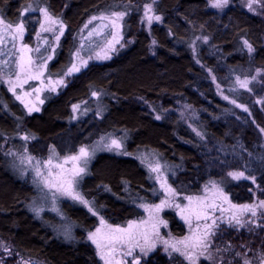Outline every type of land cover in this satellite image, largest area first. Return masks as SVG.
I'll list each match as a JSON object with an SVG mask.
<instances>
[{"label":"trees","instance_id":"obj_1","mask_svg":"<svg viewBox=\"0 0 264 264\" xmlns=\"http://www.w3.org/2000/svg\"><path fill=\"white\" fill-rule=\"evenodd\" d=\"M211 1L0 0V17L13 25L23 19L30 38L40 16L38 11L20 16L28 3L35 9L46 8L65 24V35L49 66L54 77L64 75L72 65L82 30L92 17L126 13L123 47L111 59L70 77L57 94L47 97L40 112L29 114L0 85V241L43 264H102L87 239L100 218L125 225L140 217L142 205L159 200L147 160L161 165L179 193L197 194L216 181L238 204L251 203L257 196L264 199L260 131L264 108L255 101L264 96V76L251 91L236 87L237 77L252 78L264 70V16L250 13L241 0H233L222 11ZM150 4L161 20L147 28L144 10ZM244 40L255 49L251 54L243 47ZM96 41L86 42L84 53L92 54ZM3 59L10 56L4 53ZM10 67L2 74L9 75ZM215 82L249 112L225 99ZM78 104L83 107L75 119L73 105ZM183 107L194 113L191 122L183 116ZM25 135L34 139L25 141ZM104 135L124 137L121 152L129 154L102 150L90 160L78 187L96 214L81 203L62 201V218L50 212L36 215L34 205L41 196L17 168L15 154L28 151L46 158L54 149L56 156H67ZM233 171L254 176L257 186L250 180H233L228 176ZM164 216L174 235L185 234L175 212L166 211ZM66 228L73 239H65ZM224 237L236 245L245 239L235 231ZM246 241L257 244L264 238L250 236ZM144 264L173 263L155 254Z\"/></svg>","mask_w":264,"mask_h":264},{"label":"rangeland","instance_id":"obj_2","mask_svg":"<svg viewBox=\"0 0 264 264\" xmlns=\"http://www.w3.org/2000/svg\"><path fill=\"white\" fill-rule=\"evenodd\" d=\"M232 1L233 0H229L228 5L226 7H224L223 9H218L215 7L214 8L222 11V10L226 9L232 3ZM212 3H213V0L211 1V4ZM240 3L249 11V9L247 8L248 0H241ZM261 4H263V0H261ZM261 4H253L255 11L254 12L249 11V12L252 14H258L259 16H264V7H261ZM150 5L152 6V13H150V14L151 15H157L153 10V5L152 4H150ZM144 12H145V10H144ZM38 13L40 16L39 25L37 27L36 33L34 34V36L32 38H30V36H29V30H28L26 22L24 21L25 22V29H26V31L24 33V38H23V40L17 39L15 41V45H16L15 49H13V47H12V41H11L10 37H5V43L0 44V50H3V53H8V50H12L13 53H17V50L20 49L22 45H27L29 48H32V49L40 48L39 53H37L35 51H33L31 53H26V55H31L32 59L35 61V64L33 65L34 71L36 70V64L43 63V61L38 59V57L41 54L44 57H47L49 55L52 56V59L47 61L46 68L44 69V76L41 77V79L43 80V85L41 84L40 80H29L28 83L23 85V88L17 87L15 94H13V92L10 91L14 96L23 95L24 93H31V95L25 97V101L29 104V106L35 105V107L39 108V111H33L29 114H35V113L40 112L41 109L43 108L45 102H46L47 97L51 94H57L62 87L67 85L70 77L82 72L83 70L88 68L93 63L104 62V61L109 60V59H97L96 55H97V53H100V55L104 54L106 41L112 39V36L110 33L117 32V31L119 33V43L115 44L116 50L108 52V55H110L111 58L118 52V50L121 48V45L124 44V18H125V16L121 21H119V25H120L119 29L108 28L103 33H101V35H99V36L93 35L91 38L88 37V33L90 31H92V29L95 28L97 25H99L100 21L95 20V21H92L91 24H89V22H88L87 23L88 27L87 28L84 27V29L82 30V33L80 35V43H79V46L77 48V50L80 51V57L84 60H87V62H88L87 66L81 68V70L79 72L73 73L71 76L62 75V76L54 77V76L50 75V73H49V66H50V63L52 62V60L54 59V57L56 55L55 52L60 45L61 39L65 35L66 26L62 21H60L59 19H57L56 17H54L52 14H50L48 12L53 18L62 22L63 34L62 35L60 34L61 24H59V23L56 25H53V31L44 32L41 30V24H44L45 27H48L49 25L45 19L44 14L40 11H38ZM29 14L30 13H26L24 18H27ZM102 15L107 16L110 14H102ZM99 16H101V15H99ZM99 16H96V17H99ZM4 22L8 23L5 20H4ZM156 22H158V21L153 20L152 23L149 24L147 22V20L145 18H143V24L147 28H150L151 25H153ZM105 23H107V21H105ZM37 33H39V36L37 35ZM3 34H4L3 33V25H0V35H3ZM57 36L59 37V40L56 39ZM97 39H100V41L97 42L96 41ZM94 41L97 42V49L92 54L84 53L85 52L84 51L85 43L86 42L87 43L88 42H94ZM82 44H83V48H81ZM77 50H76V52H77ZM89 57H92V58L89 59ZM12 58L13 59L18 58V55L14 56ZM12 58L10 57V60ZM73 62L79 64V60L76 59L74 56H73ZM262 76H264V70L258 71L257 74L254 76V77H256L255 79L240 78L241 80L248 79L249 84H248L247 88H241L239 86V84L237 83V79H236V87L238 89L251 91V89L254 85L261 83ZM0 77H2V79H0V85L4 84L8 89H9V83L7 81L10 79L15 81V79H16L15 75L9 76V75H5L2 73L0 74ZM60 79H63L65 81L64 85L56 86V90L51 91V88L48 86V81L51 80L54 84L55 81L60 80ZM215 85H216L218 92L223 97H227V100H230L231 102L235 101V100L231 99L226 94V92L223 90V88L217 82H215ZM36 88H43V90L40 91L39 93H36L33 91ZM40 101H43V103H40ZM255 101H256L257 106L261 110H263V108H264V96L257 97ZM234 104L237 105L241 110L245 111V109H247V111H245V112H249V108L246 105L239 104L236 101ZM78 105H79V108L74 110L75 119L80 118L81 110L83 107V104H78ZM26 110H27V108H26ZM181 110H182L183 116L186 118V120H188V122H191L192 118L194 116V113L192 112V110L188 109L187 107H183V108H181ZM27 112H28V110H27ZM262 134H263V138H264V133H262ZM102 137L105 138L103 141H101V138H99V140L97 142H95L94 144L89 145V146L87 145L84 147L89 148V150L91 151L92 147L96 146L97 147V150L95 152V154H96L99 151L104 150L103 145L106 143H109L111 139H118L117 137L112 136V135H104ZM121 150H120V152H121ZM105 151H108V150H105ZM78 152H76L74 154L67 155V156L76 155V154H78ZM109 152H117V151L113 150V151H109ZM29 156L33 158L30 162L27 159V157H29ZM67 156H62V157L57 156L58 158H53L52 164L55 165L58 163H62L63 159ZM50 157L51 156L46 157V158H38V157L31 155L28 151H24L23 153H16L15 154V158H16V162H17L16 166L18 169L20 168L19 171L22 172L24 177L29 179V181H31L33 183L34 178L36 180H39L38 177H35V169L37 167H39L41 169V171L44 173V175L47 176L48 170L46 168H44L43 162L49 160ZM92 157H91V159H93ZM90 160H89V162H90ZM37 161H39L40 163L37 164ZM89 162H88V164H89ZM88 164H87L86 173L88 171ZM150 164L154 167L157 163L153 160H149V161L147 160L146 165L148 166V168H149ZM81 166L83 167L84 165L81 164ZM65 167L69 168V167H71V164L70 163L66 164ZM149 170H150V168H149ZM52 171H53V174H55V172H57L59 170L53 168ZM152 174L155 177V180H156L157 185H158V189H159L158 199L159 200L157 203H154V204L142 205L141 211H140V217H138V219H134V220H130V221H135L139 225V231H141V232L146 231L148 233L149 243H154L155 247H153L150 251H147L146 254L142 253L140 251L139 247H133L132 248V253H133L132 256H125L124 253L126 251H128V248L131 247V245H124V246L117 245L116 246L117 251L114 255V258L110 257V259H112V264H115V261H117V260H123L125 262V264H133L134 260H138L139 264H144L151 256H153L155 254H161V255L167 256V258L170 261H172L173 264H191V262L186 260L183 255H181L178 252H174L171 248L172 243H175L176 241H182L185 239V237H190L192 235L193 231L196 229L197 223L200 224L201 231L204 228L205 221L201 220L198 222L194 216L191 217V222L189 223V219L187 218L188 217L187 208L189 206V200L186 199L187 197L193 198L192 203H191L192 208L197 207L199 200H203L205 203L214 202L218 205V207L215 211L209 212V219L207 220V223L211 224L212 219L220 218V219H218L219 228L213 229V231L215 232V235L211 237V243H212L211 251L213 252V255H216V253H215L216 247L224 248L228 244H231V245H233V248L231 249V251L222 253V255L224 257V261L225 262L230 261L231 264H242V258L236 257L235 253L237 251H239L241 253L245 252L246 248L241 247L242 244H245L247 246V248L252 249V251L247 252V258H249L252 261V264H259L258 257L260 256L261 253H264V244H263L264 242L261 241L257 244H254L252 242H247L246 240L250 236L251 237L257 236L259 238H264V229H257L255 233H249L247 231V229L236 230L235 228L228 226V219L231 217L232 213L236 211V209L232 208L231 205L240 206V205L252 204L254 202H258L259 200H264V199H261L257 196V197H255V200L251 203L238 204L232 200L231 196L226 192V190L221 186V184L216 182V181H212V182L208 183L197 194H190V195L189 194H182V193H179L178 191H176L171 186V184L169 182V178H168L167 174L163 171L162 167H161V171L159 173L152 172ZM245 175L250 176L249 174H246V173H245ZM157 176H160L161 179H157ZM165 179L167 181V185H169L172 189L175 190L174 195L170 196L165 191L164 188H161V180H165ZM78 184L75 186V190L80 195H82L81 191L79 190ZM213 184H216L218 186V188L223 189L224 195H226L228 197L227 201H224V200L218 198V196L215 192V189H213ZM255 184L257 186L256 178H255ZM41 188H43V185H40V187L38 188V192H39V195L41 197H40L39 201L34 205V209H39V214H37V212L35 211L36 215H38V216H42L46 212H50V213H53V214L59 216L60 218H62L63 214H62L61 206H60L62 201H70V202L80 203L79 201L73 200L70 196L62 195L59 192H56L55 196H53V192H55V189L49 190L47 188H43V191H41L40 190ZM84 199H85V197H84ZM164 200H167L171 206L164 207L159 213H155L153 210V206L160 204L161 201H164ZM177 205L179 207H177ZM220 208L226 209V211L223 213L222 217H221V213H220ZM181 209H185V211L182 213ZM170 210L175 212L177 217L179 218V220L184 224V226H185V234L184 235L177 236L171 232L169 222L164 216L165 212L170 211ZM259 211H261V210H258V216L256 218L258 223L261 222L260 217H259ZM241 218L247 219L248 216L245 215L244 217H241ZM104 221H105V225L102 226L101 220H100L99 225L92 232H95L97 228H101L102 233L107 232L108 231L107 226H111L112 228H115V227L126 228L128 225V222H129L128 221L125 225H113V224H110L106 220H104ZM160 221H163L164 223H160ZM154 224L156 225L155 230L153 229ZM228 231H235V233H237V234H243V236H245L244 242L236 241L237 242V245H236V244H232L231 243L232 241H226V237H224V234ZM92 232H90V233H92ZM138 240H139L140 245L147 247V245H145V242H144L142 237H138ZM164 241H169V244L165 245ZM133 243H135V242H133ZM5 244L11 248L12 255H6L3 251V249L0 248V259L3 260V264H20L21 261H29L30 264H43L41 261L21 256L20 254L15 252V250L13 249V247L11 245H9L7 243H5ZM93 246L96 248V246L94 244H93ZM177 246L181 248V251L184 250L183 245L178 244ZM96 251L98 254L97 248H96ZM205 255H207V253ZM98 256H99L102 264H104V260L101 259L99 254H98ZM204 263L212 264V261L206 260L203 256L199 257V259L196 261V264H204Z\"/></svg>","mask_w":264,"mask_h":264},{"label":"snow or ice","instance_id":"obj_3","mask_svg":"<svg viewBox=\"0 0 264 264\" xmlns=\"http://www.w3.org/2000/svg\"><path fill=\"white\" fill-rule=\"evenodd\" d=\"M155 2V0H153ZM229 3V0H213L212 6L218 9H223L226 7ZM253 4H261V0H248L247 8L249 11H255V8L253 7ZM261 7H264V4H261ZM34 11H40L44 14L46 21L48 22V27H45L44 24H41V30L44 32H51L53 31V25L61 24L60 27V34H63V25L62 22L59 20L53 18L46 8H40L35 9L32 7L31 3H28L26 6L23 7L22 11L20 12V16L24 17L26 13H31ZM152 13V6L151 5H145V12H144V18L147 20L149 24L152 23L153 20L160 21L161 17L158 15H151ZM126 15L125 12H112L110 15H101L99 17H92V20L89 21V24L92 23V21L99 20L100 24L97 25L95 28L92 29L88 33V37L91 38L93 35L99 36L101 33H103L106 29L112 28V29H119V21H121L124 16ZM107 21V23H105ZM0 25H3V35H0V44L5 43V37H10L12 41V47L15 49V41L17 39L23 40L24 33L26 31L25 29V22L23 19L20 20L19 23H16L15 25L5 23L3 18L0 17ZM88 27V24L85 25V28ZM112 36V39L107 40L105 43V49L104 54L100 55V53H97L96 58L97 59H110V55H108L109 51H115V44L119 43V33L112 32L110 33ZM39 36V33H37ZM57 40H59V37H56ZM155 43V41H153ZM123 47V45H121ZM243 47L247 49L248 53L251 54L255 51L253 46L247 41H243ZM81 48H83V44L81 45ZM40 52V48L32 49L29 48L27 45H22L20 49L17 50V53H13L12 50H8L7 55L10 57H14L18 55V58L15 59H3L0 60V73H3L4 68L11 65L9 68V76L15 75V81L8 80L9 83V91L13 92V94L16 93L17 87L23 88V85L28 83L29 80H40L41 84L43 85V80L41 77L44 76V69L46 68L47 61L52 59V56L49 55L47 57H44L42 54L38 57L39 60L43 61L41 64H36V70H33V65L35 64V61L32 59L31 55H26V53L31 52ZM3 50H0V55H3ZM76 59L79 60V64L73 62L71 67L68 69L67 72L64 73V76H71L73 73L79 72L81 68L87 66V60H84L80 57V51L77 50L76 53L73 54ZM92 57H89L91 59ZM259 71V70H258ZM256 77H252V79H255ZM2 79V77H0ZM65 81L63 79L53 82L51 80L48 81V86L51 88V91L56 90V86H62L64 85ZM237 83L241 88H247L249 81L248 79L241 80L239 77H237ZM43 88H36L33 91L36 93H39L42 91ZM250 90V89H249ZM31 95V93H24L23 95H16V100L21 101V103L24 104V106L27 108L28 113H31L33 111H39V108L35 107V105L29 106V104L25 101V97ZM93 96H97L98 93L93 92ZM227 99V97H224ZM40 103H43V101H40ZM235 103V101H233ZM79 108V105H73V109L76 110ZM247 111V109H245ZM156 119H160L159 116L156 117ZM260 131L264 133V128H261ZM34 139V137H29L25 135L23 139L25 141L29 139ZM105 138L101 137V141H103ZM124 139L122 137L121 139H111L109 143H106L103 145L104 150L108 151H117L120 152V150L123 148V144L121 143V140ZM97 150L96 146H93L91 151L87 147H81L79 149L78 154L67 156L63 159L62 163H58L53 165L52 159L58 158L54 152V149L52 150L53 155L49 158V160L43 162L44 168L48 170L47 176L44 175V173L41 171L39 167L35 169V177H38L39 180H36L34 178L33 183L37 185L39 188L40 185H43V188H47L49 190L55 189V192H53V196H55L56 192L61 193L62 195H68L73 200L79 201L81 204H83L85 207H88L90 212H93L92 207L90 206V203L88 200L84 199L82 195H80L76 190L75 186L79 183L80 179H82L83 175L86 174L87 170V164L92 156L95 155V152ZM8 155H11L12 153H7ZM120 154L128 155L127 152H120ZM251 155V154H249ZM28 161L30 162L33 158L27 157ZM40 162L37 161V164ZM71 164V167L66 168V164ZM81 164L84 166L82 167ZM58 169L59 171L55 172L53 174L52 169ZM150 171L159 173L161 171V166L159 163H157L154 167L150 164L149 165ZM228 176L231 177L233 180L239 181V180H251L252 183H255V177L254 176H246L245 171H233L229 172ZM157 179H161L160 176H157ZM43 188L40 190L43 191ZM161 188H164L165 191L171 196L175 194V190L172 189L169 185H167V181L161 180ZM213 189H215V192L218 196V198L227 201L228 197L224 195L223 189L218 188L216 184H213ZM155 191V189L153 190ZM264 192V190H261ZM186 199L189 200V206L187 208L188 211V219L189 223L191 222V217L194 216L195 219L199 222L201 220L205 221L204 228L201 231L200 224L197 223L196 229L193 231L192 235L190 237H185L182 241H176L175 243L171 244V248L174 252H178L181 255L185 257L186 260L190 261L191 264H196V261L199 259V257H204L208 261H212V264H231L230 261L225 262L224 257L222 253L229 252L233 248V245L228 244L224 248L216 247L215 253L216 255H213L212 249V243H211V237L215 235V232L213 231L214 228L218 229V219L220 218H214L212 219V223L208 224L207 220L209 219V212L215 211L218 207V205L214 202L212 203H205L203 200L198 201V205L196 208L191 207V203L193 198L187 197ZM171 206L167 200L161 201L160 204L153 206V210L155 213H159L164 207ZM177 207H179L177 205ZM232 208H235L236 211L232 213L231 217L228 219V226L235 228L236 230L239 229H247L249 233H255L257 229H264V200H259L258 202H254L252 204H246V205H231ZM34 211L39 214V209H33ZM258 210L259 211V217L261 222H257V216H258ZM185 209H181V212L183 213ZM226 211V209L220 208L221 217L223 216V213ZM96 213L93 212V215ZM245 215L248 216L247 219H242L241 217H244ZM101 225H105V221L103 220V217L100 218ZM160 223H164L163 221H160ZM108 231L102 233L101 228H97L95 232L89 233L87 239L90 240L97 248L98 254L100 255L101 259L104 260V264H112V259L110 257L114 258V255L117 251V245H131V247L128 248V251L124 253L125 256H132V248L133 247H139L140 251L142 253H147V251H150L153 247H155L154 243H149V236L148 233L139 231V225L135 221H129L126 228L121 227H115L112 228L111 226H107ZM156 225H153V229L155 230ZM64 236L65 239L71 240L73 239L71 235L70 229L64 230ZM138 237H142L145 245L147 247L142 246L139 244ZM135 242V243H133ZM165 245L169 244V241H164ZM183 245L184 250L181 251V248L177 245ZM242 248H246V251L241 253L237 251L235 253L236 257L242 258V264H252V261L247 258V252L252 251L251 248H247L245 244L241 245ZM0 248L3 249L4 253L6 255H12V250L9 246H7L3 241H0ZM167 250V249H166ZM207 253V255H205ZM259 264H264V253H261L258 257ZM0 264H3V260L0 259ZM20 264H30L29 261H21ZM115 264H125L123 260H117L115 261ZM133 264H139L138 260H134Z\"/></svg>","mask_w":264,"mask_h":264}]
</instances>
